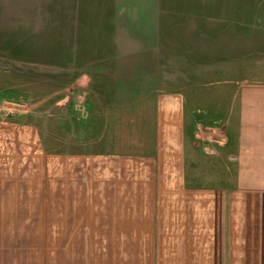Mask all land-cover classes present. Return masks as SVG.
Instances as JSON below:
<instances>
[{"label":"crops","instance_id":"0c3cea01","mask_svg":"<svg viewBox=\"0 0 264 264\" xmlns=\"http://www.w3.org/2000/svg\"><path fill=\"white\" fill-rule=\"evenodd\" d=\"M85 1L44 139L0 117V204L32 201L40 173L45 202L0 219V264H264V80L198 94L230 61L191 4Z\"/></svg>","mask_w":264,"mask_h":264},{"label":"rangeland","instance_id":"374dc122","mask_svg":"<svg viewBox=\"0 0 264 264\" xmlns=\"http://www.w3.org/2000/svg\"><path fill=\"white\" fill-rule=\"evenodd\" d=\"M170 1L167 5L177 11L191 4L190 10L199 14L198 43L213 44L215 62L222 57L230 61L229 73L222 67L207 77L199 72V95L227 91L242 77L264 80V0ZM80 2L0 0V117L35 122L39 138L44 139L47 110L54 109L55 120L60 113L67 85L62 72L63 34L66 27L67 40L71 36L78 6L87 5ZM228 79L231 85L224 83ZM37 182L32 201L0 204V219L45 218L41 173Z\"/></svg>","mask_w":264,"mask_h":264}]
</instances>
